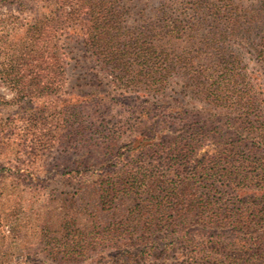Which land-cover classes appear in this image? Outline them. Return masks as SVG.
Listing matches in <instances>:
<instances>
[{
	"label": "trees",
	"instance_id": "16d2710c",
	"mask_svg": "<svg viewBox=\"0 0 264 264\" xmlns=\"http://www.w3.org/2000/svg\"><path fill=\"white\" fill-rule=\"evenodd\" d=\"M15 2L33 10L0 37L7 55L2 76L21 101H52L56 143L92 137L79 159L99 184L90 205L101 230L66 237L64 258L97 251L95 264H264V83L243 68L245 52L264 71V0ZM65 35L90 53L124 99L134 98L113 128L83 122L77 105L63 99ZM106 94L97 91L90 102L119 103ZM32 121L13 126L0 119V150L25 151L26 143L9 136L21 141ZM210 144L213 152L202 154ZM17 170L0 166V179H39ZM196 227L232 237L212 235L200 244Z\"/></svg>",
	"mask_w": 264,
	"mask_h": 264
},
{
	"label": "rangeland",
	"instance_id": "374dc122",
	"mask_svg": "<svg viewBox=\"0 0 264 264\" xmlns=\"http://www.w3.org/2000/svg\"><path fill=\"white\" fill-rule=\"evenodd\" d=\"M261 1L244 0V3L250 6ZM20 6L21 3L15 0H0V37L13 28L16 18L20 24L29 20L28 10H33L31 4L26 2ZM35 6L40 8L42 4ZM143 6L131 8L132 17L126 21L127 26H132L133 21L137 20V14ZM146 13H150L149 6ZM21 33L19 29L14 31L15 40L22 37ZM61 38L62 52L70 53L66 62L68 83L63 91V99L68 106L77 105L83 122L93 121L97 125L107 124L113 128L121 120L122 112L133 106L134 98L127 94L125 100L112 87V78L92 64L90 53L83 50L81 45L74 44L67 35ZM5 53H0V119L13 126H22L24 121L30 119L33 121L29 130L22 134L21 141L9 136L14 144L26 143L28 148L20 152L11 145L5 146L0 150V166L13 167V173L19 168L29 169L39 179L34 182L30 179L21 181L10 175L0 179V264H95L102 258L97 251L75 261L63 255L68 240L66 237L70 239L74 233L87 234L101 230L99 224L95 227L91 222L94 211L90 205L91 195L98 190L99 184L93 171L87 173L88 169L80 165L79 159L86 148L84 141L91 139V134L83 133L75 140L63 137L56 143L57 117L52 109V101L44 104V99H35L33 104H29V101H21L17 97L16 89L2 76L7 57ZM243 54L246 73H258L260 83H264V71L258 66L256 55ZM97 91L102 95L107 93V96H115L119 103L103 107L93 104L90 99ZM196 106L201 109L199 105ZM46 108V115L39 114L37 119L34 118L36 112ZM127 130L129 128L124 132ZM127 134L129 131L125 136ZM101 142L98 139L97 143ZM213 148V145H207L201 153H212ZM72 172L77 174L72 175ZM85 174L89 177H84ZM192 230V233L201 235L198 240L200 244L208 242L212 235L223 236L226 240L232 237L225 230H201L199 227ZM194 238L197 240L199 236Z\"/></svg>",
	"mask_w": 264,
	"mask_h": 264
}]
</instances>
